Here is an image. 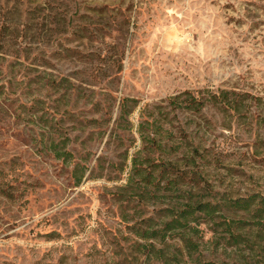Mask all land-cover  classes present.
Listing matches in <instances>:
<instances>
[{"label":"rangeland","instance_id":"374dc122","mask_svg":"<svg viewBox=\"0 0 264 264\" xmlns=\"http://www.w3.org/2000/svg\"><path fill=\"white\" fill-rule=\"evenodd\" d=\"M206 89L244 105L168 104ZM154 131L147 145L140 134ZM154 164L145 185L137 168ZM253 193L264 0H0V264H166L176 241L147 256L136 231L161 228L188 197ZM200 228L206 258L237 262L242 251Z\"/></svg>","mask_w":264,"mask_h":264},{"label":"trees","instance_id":"16d2710c","mask_svg":"<svg viewBox=\"0 0 264 264\" xmlns=\"http://www.w3.org/2000/svg\"><path fill=\"white\" fill-rule=\"evenodd\" d=\"M243 95L229 90L216 92L206 89L195 93L184 90L169 97L168 104L177 105L192 113L201 112L207 104L223 110L239 111L244 105ZM154 133L151 135L141 132L140 137L147 145H153L151 142L155 140L157 131ZM160 167L159 164H154L149 173L145 169L137 168V174L147 185L153 181V172ZM166 212L169 219L161 228L136 231L138 237L146 241V244L136 242V247L148 248L147 256L154 253L156 258H162L165 248L169 251L173 248L171 239H174L178 246H174L172 259L164 261L166 264L173 260L176 263L186 261L184 259H190L194 264H264V194L253 193L236 198L225 196L217 200L214 197L210 200H192L188 197L186 201L167 208ZM201 225L212 233L209 242L215 247L222 245L223 248L234 247L242 251L237 262L215 261L204 256L199 242L204 232ZM176 231L180 232L173 236ZM155 242L162 247L156 248Z\"/></svg>","mask_w":264,"mask_h":264}]
</instances>
